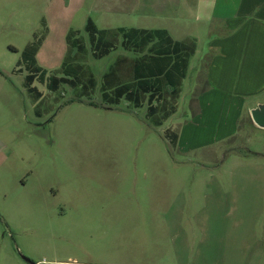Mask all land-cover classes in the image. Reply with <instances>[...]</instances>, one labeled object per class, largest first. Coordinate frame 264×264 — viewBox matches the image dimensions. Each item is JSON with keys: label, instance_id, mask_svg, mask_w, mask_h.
<instances>
[{"label": "rangeland", "instance_id": "rangeland-1", "mask_svg": "<svg viewBox=\"0 0 264 264\" xmlns=\"http://www.w3.org/2000/svg\"><path fill=\"white\" fill-rule=\"evenodd\" d=\"M94 2L0 0V264H264V130L250 116L264 98L210 92L200 28L178 95L167 89L154 111L105 100L149 50L120 37L101 58L88 20L152 30ZM70 31L84 48L80 76L55 91L36 81L34 98L22 52L43 37L36 59L48 77Z\"/></svg>", "mask_w": 264, "mask_h": 264}, {"label": "crops", "instance_id": "crops-1", "mask_svg": "<svg viewBox=\"0 0 264 264\" xmlns=\"http://www.w3.org/2000/svg\"><path fill=\"white\" fill-rule=\"evenodd\" d=\"M94 1L102 11L140 15L149 29L166 31L174 42L195 43L203 28L208 36L204 76L210 92L245 104L264 98V0ZM181 140L179 134L177 147Z\"/></svg>", "mask_w": 264, "mask_h": 264}, {"label": "trees", "instance_id": "trees-1", "mask_svg": "<svg viewBox=\"0 0 264 264\" xmlns=\"http://www.w3.org/2000/svg\"><path fill=\"white\" fill-rule=\"evenodd\" d=\"M84 32L89 35L92 44L95 45L97 54L103 58L105 53L115 48V44L122 37L126 44L134 47L132 51L147 46V56L143 63L132 62L129 76L126 82L116 86L113 94L106 90L103 92L105 100L117 102L125 99L140 108L145 100L151 103V111H154L153 102L161 97L167 89L171 90V95L176 96L186 74L189 65V58L195 54L196 45L185 40L183 42H174L169 34L164 30L146 31L141 29H98L92 20H88ZM78 31H70L66 37L67 54L63 65L56 70L54 74L47 77L44 71L37 63L36 56L43 43V37L38 39L35 45L28 46L21 55V60L17 63L18 72H22V66L27 71L24 78L25 85L29 93L34 98L40 99L42 94L33 87L38 81L45 84L46 87L55 91L60 84H73L68 77L73 76L75 79L80 76L82 66L78 65L76 56L79 51H83V44L80 43ZM74 51H77L74 54ZM142 50H139L140 52ZM144 52V51H143ZM152 53V54H151ZM100 58V59H101ZM118 63V62H117ZM115 68V67H114ZM111 70L104 76L106 81L115 78V70ZM119 70V69H118ZM61 75V76H60ZM179 134L170 135L171 144L175 147L178 143Z\"/></svg>", "mask_w": 264, "mask_h": 264}, {"label": "water", "instance_id": "water-1", "mask_svg": "<svg viewBox=\"0 0 264 264\" xmlns=\"http://www.w3.org/2000/svg\"><path fill=\"white\" fill-rule=\"evenodd\" d=\"M251 121L258 129L264 130V103L250 110Z\"/></svg>", "mask_w": 264, "mask_h": 264}]
</instances>
